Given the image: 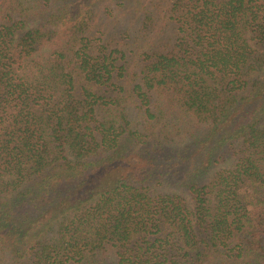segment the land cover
<instances>
[{"label":"trees","instance_id":"obj_1","mask_svg":"<svg viewBox=\"0 0 264 264\" xmlns=\"http://www.w3.org/2000/svg\"><path fill=\"white\" fill-rule=\"evenodd\" d=\"M0 264H264V0H0Z\"/></svg>","mask_w":264,"mask_h":264}]
</instances>
